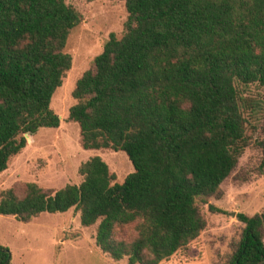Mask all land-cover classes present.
Masks as SVG:
<instances>
[{"label": "trees", "instance_id": "obj_1", "mask_svg": "<svg viewBox=\"0 0 264 264\" xmlns=\"http://www.w3.org/2000/svg\"><path fill=\"white\" fill-rule=\"evenodd\" d=\"M124 1V34L111 33L77 80L68 119L83 149L123 151L133 171L118 183L94 156L79 184L4 190L0 214L29 222L74 209L82 226L98 223L95 243L112 259L160 264L199 237L197 199L219 190L250 144L245 92L264 86V0ZM80 20L65 0H0V173L25 134L60 126L50 104ZM258 144L264 167V139ZM238 218L244 228L229 264H264V213ZM9 260L0 245V264Z\"/></svg>", "mask_w": 264, "mask_h": 264}, {"label": "rangeland", "instance_id": "obj_2", "mask_svg": "<svg viewBox=\"0 0 264 264\" xmlns=\"http://www.w3.org/2000/svg\"><path fill=\"white\" fill-rule=\"evenodd\" d=\"M65 2L80 14L81 20L65 47L72 59L71 68L65 72L50 104L61 123L58 128L42 127L25 137V147L9 159L6 170L0 173V197L10 188L22 195L28 182L45 190L79 184L83 179L80 166L94 156L107 163L118 183L134 169L123 151L83 149L79 126L68 119L69 109L76 103L72 92L77 80L93 68L95 57L102 52L111 33L118 38L124 34L128 16L125 1ZM245 96L252 100V107L246 112L251 124L250 144L219 190L197 199L205 221L199 237L186 252L174 254L160 264H229L244 228L238 214L254 217L264 213L263 150L258 144L264 139V86L251 85ZM97 224L82 226L79 212L74 209L42 212L29 222L0 214V245L9 254L8 264H128L127 259H112L96 245ZM132 233V229H125L123 237ZM260 233L264 242V224Z\"/></svg>", "mask_w": 264, "mask_h": 264}, {"label": "water", "instance_id": "obj_3", "mask_svg": "<svg viewBox=\"0 0 264 264\" xmlns=\"http://www.w3.org/2000/svg\"><path fill=\"white\" fill-rule=\"evenodd\" d=\"M25 136L27 137V136H28V134H25Z\"/></svg>", "mask_w": 264, "mask_h": 264}]
</instances>
